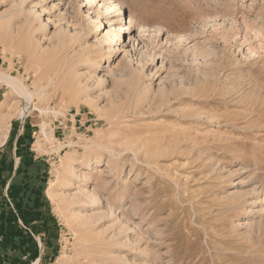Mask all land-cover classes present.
<instances>
[{"label": "rangeland", "instance_id": "374dc122", "mask_svg": "<svg viewBox=\"0 0 264 264\" xmlns=\"http://www.w3.org/2000/svg\"><path fill=\"white\" fill-rule=\"evenodd\" d=\"M117 2L0 0V264H264V0Z\"/></svg>", "mask_w": 264, "mask_h": 264}, {"label": "bare ground", "instance_id": "6f19581e", "mask_svg": "<svg viewBox=\"0 0 264 264\" xmlns=\"http://www.w3.org/2000/svg\"><path fill=\"white\" fill-rule=\"evenodd\" d=\"M113 4H116V6H118V5H120V6H124V3L123 2H120L119 4H118V2H117V0H110ZM25 2V1H24ZM28 2V1H27ZM26 2V3H27ZM20 3H22V1L20 2ZM22 4H24V3H22ZM21 4V5H22ZM20 5V6H21ZM26 5V4H25ZM110 22V21H109ZM129 23L130 24H132V20H131V18H130V20H129ZM121 27V26H120ZM112 29H113V31H114V33H116L117 35H119L120 37H122L121 36V34H120V28H117V26H115V25H113L112 26ZM109 53H111V52H109ZM109 53H105L103 56H102V61H110V60H112V56H111V54H109ZM7 77V76H6ZM0 81H2V79L0 80ZM8 86H10L11 88H15V89H17L20 93H21V95H22V97L24 98V99H26L27 101H28V103L31 105V109H33V106H32V102H31V99H33V97H32V94L30 93V92H28L27 90H26V88L23 86V85H21V87L20 88H17V84H19V81H17L16 79H14V78H12V77H9V78H4V80H3ZM26 109V108H25ZM28 112H29V108H28ZM23 114H25L24 112H23ZM26 117V116H25ZM6 143V137L5 138H0V146H2V145H4ZM89 164L90 163H88V166H89Z\"/></svg>", "mask_w": 264, "mask_h": 264}]
</instances>
